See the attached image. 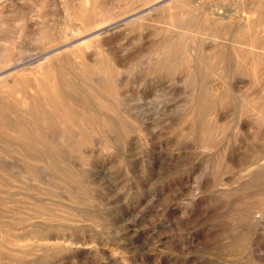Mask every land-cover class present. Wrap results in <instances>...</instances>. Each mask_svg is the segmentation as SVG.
<instances>
[{
    "label": "rangeland",
    "instance_id": "374dc122",
    "mask_svg": "<svg viewBox=\"0 0 264 264\" xmlns=\"http://www.w3.org/2000/svg\"><path fill=\"white\" fill-rule=\"evenodd\" d=\"M0 69V149L37 81L78 91L0 152V205L47 213H0V264H264V0H0ZM56 147L64 179L25 171Z\"/></svg>",
    "mask_w": 264,
    "mask_h": 264
},
{
    "label": "bare ground",
    "instance_id": "6f19581e",
    "mask_svg": "<svg viewBox=\"0 0 264 264\" xmlns=\"http://www.w3.org/2000/svg\"><path fill=\"white\" fill-rule=\"evenodd\" d=\"M175 26V25H174ZM173 48V47H171ZM78 50V49H77ZM72 51V50H71ZM74 51V50H73ZM77 52V51H76ZM67 53V52H66ZM65 53V54H66ZM253 53V52H252ZM46 55H43V58L45 57ZM239 56V55H238ZM252 56H254V54H252ZM81 57V56H80ZM85 57V56H84ZM83 57V59H84ZM106 58V57H105ZM75 59V58H74ZM77 59V58H76ZM75 59V60H76ZM104 59V58H103ZM85 61V60H84ZM254 61V60H253ZM41 62V61H40ZM47 62V61H46ZM50 62V61H49ZM48 62V63H49ZM87 62V61H85ZM85 62H83L84 65ZM32 63V62H31ZM78 63V61H77ZM101 63V62H100ZM7 64V63H6ZM18 64V62H17ZM16 64V65H17ZM33 64V63H32ZM40 64V63H39ZM37 64V66L39 65ZM81 64V63H80ZM79 64V66H81ZM15 65V66H16ZM22 65V64H21ZM68 65V64H67ZM111 65V64H110ZM113 65V64H112ZM13 66V65H12ZM30 66V65H29ZM74 66H75V63H74ZM92 65L90 66H87L86 65V68L87 67H91ZM116 66V65H115ZM255 66V65H254ZM42 67V66H41ZM40 67V68H41ZM83 67V66H82ZM111 67V66H110ZM30 68V67H29ZM39 68V69H40ZM70 68V67H69ZM93 68V67H92ZM99 68V66H98ZM116 68V67H115ZM111 69V68H110ZM1 70V69H0ZM20 70H21V67H20ZM18 70V71H20ZM24 70V68H23ZM68 70V69H67ZM65 70V71H67ZM77 70V69H76ZM86 70V69H85ZM89 70V69H88ZM102 70V69H101ZM108 70V69H107ZM103 71V70H102ZM105 71V70H104ZM121 71V70H120ZM42 72V71H40ZM76 72V71H75ZM78 72V71H77ZM90 72V71H89ZM97 72V71H96ZM107 72V71H106ZM22 73V72H21ZM24 73V72H23ZM103 73V72H102ZM101 73V75H102ZM116 73V72H115ZM119 73V72H117ZM16 74V73H15ZM14 74V75H15ZM19 74V73H17ZM16 74V75H17ZM106 74V73H105ZM21 75V74H20ZM6 76V75H5ZM22 76V75H21ZM20 76V78H21ZM38 76V75H37ZM56 76V75H55ZM70 76V75H69ZM114 76V74H113ZM4 77V76H3ZM10 77V76H9ZM12 77V76H11ZM24 77V76H23ZM40 77V76H39ZM49 77V76H48ZM90 77V76H89ZM95 77H97L95 75ZM8 78V77H7ZM50 78V77H49ZM49 78H43L42 80H39L37 81V84L35 85V93H33L32 91V97L31 99H28L26 101V99L24 98H16V100L14 101V104L16 106V114L15 116H12V115H5L3 114L1 116V119L2 120H5L7 117H9V119L11 120L10 123L11 124H14L16 125L17 127L20 128L21 130V134L19 137H26L25 139L26 140H30L33 136V138H37L38 142H29V141H26V143H22V145H25L27 148L25 147H22V149H11V150H6V149H0V152L3 153V154H17V155H20L22 156L23 152H26V157L30 154H33V152L35 150V147L34 146H38L39 144L40 145H44V142H40L39 139H42L43 137L39 136V131H41L42 129H47L49 127V118L50 115H52L54 112V109H60V108H57L58 106L62 105L63 104V100H62V97L63 96V93L65 94V99L67 98V94L69 93V97L71 99H78V91L77 93H73V88H74V84L71 80H69L67 77H62V78H59L60 81L58 82H55V81H51V79ZM56 78V77H55ZM99 78V77H97ZM107 78V77H106ZM12 79V78H11ZM102 79V78H101ZM108 79V78H107ZM7 80V79H6ZM10 80V78L8 79ZM22 80V79H21ZM20 80V81H21ZM36 80V79H35ZM113 80H111V83H112ZM115 81V80H114ZM113 81V82H114ZM2 83V81H0ZM9 82V81H8ZM107 82V81H106ZM110 83V82H109ZM107 84V83H106ZM117 84V83H116ZM22 85V84H21ZM76 85V84H75ZM103 85V84H102ZM97 86V85H96ZM101 86V85H100ZM105 86V85H104ZM113 86V85H112ZM111 86V87H112ZM102 88V87H101ZM117 88V87H116ZM31 89V88H30ZM108 90V89H107ZM111 90V89H110ZM115 90V89H114ZM61 91V96L58 95V92ZM72 91V92H70ZM89 93V90L87 91ZM94 92V91H93ZM92 92V93H93ZM91 93V94H92ZM107 93V92H106ZM90 94V93H89ZM94 94V93H93ZM92 94V95H93ZM115 94V93H114ZM18 96V95H17ZM21 97V94L19 95ZM96 96V95H95ZM94 96V97H95ZM116 96V95H115ZM28 97V96H27ZM115 98V97H114ZM97 99V98H96ZM39 100L41 101H45L46 104L45 106L46 107H42L41 106V103L39 102ZM101 100V99H100ZM12 102V101H11ZM104 103V102H103ZM102 105V104H101ZM61 107V106H60ZM66 107V106H65ZM62 108V107H61ZM64 108V107H63ZM65 109V108H64ZM68 109V108H67ZM60 111V110H59ZM64 111V110H63ZM69 112V111H67ZM73 114H76V113H73ZM71 115L72 114H69V113H66L65 115L64 114H60V115H57L55 114L54 117L55 118H61L62 120H64V124L66 123H70V121L72 120L71 118ZM73 120L78 117V114H76L75 116H73ZM80 120H84L83 117H78ZM99 119V118H98ZM73 122V121H72ZM102 122V121H101ZM107 122V121H106ZM65 124V125H66ZM71 125V124H70ZM76 129V128H75ZM73 131V130H72ZM41 133V132H40ZM69 133V132H68ZM70 134V133H69ZM3 135V134H2ZM11 137H14L15 139L19 138L18 135H10ZM48 138V137H47ZM24 139V138H23ZM24 139V140H25ZM44 139V138H43ZM35 140V139H34ZM19 141V140H18ZM44 141V140H43ZM21 142V141H20ZM32 145V146H31ZM78 146V145H77ZM41 149V148H40ZM75 149H76V144L75 143H71L68 147V150L71 152V153H75ZM65 151L61 148H52V150H50L49 152H45V154H47V156L43 157V158H37L38 160H35V158L33 157H29L30 160L29 162H37V164L41 163V165L43 166V171L46 173H51L55 176L56 180H62L64 179L65 175H64V171L66 170V166L63 164H59L58 162H61V157L64 155ZM28 159V158H26ZM25 159V160H26ZM29 162H27V165L25 167V171H28L30 168H33V162L30 164ZM1 171L2 170V167H1V160H0V177H1ZM30 171V170H29ZM39 176V175H38ZM42 176V175H41ZM40 176V177H41ZM45 176V175H44ZM9 177V176H8ZM25 177H27V175H25ZM35 177V176H34ZM10 178V177H9ZM71 178H73L71 176ZM74 179V178H73ZM16 180V179H14ZM11 181V183H16L15 181ZM36 180V179H35ZM34 180V181H35ZM1 181V180H0ZM38 181V180H37ZM30 185V184H29ZM36 185H39L38 183ZM21 186V185H20ZM2 187V184L0 182V188ZM15 187V186H14ZM22 187H24L22 185ZM3 188V187H2ZM6 188V187H5ZM27 188V187H26ZM25 188V189H26ZM40 190H45L46 191V186H40L39 187ZM7 189H8V186H7ZM11 189V188H10ZM9 189V190H10ZM12 191V190H11ZM9 191V193L11 192ZM33 191V190H32ZM44 191V193H45ZM30 192V191H28ZM35 193V192H33ZM37 193V192H36ZM39 193V192H38ZM37 193V194H38ZM1 195V194H0ZM45 195V194H44ZM7 196V195H6ZM41 196V194L39 195ZM44 197V196H43ZM5 198V197H4ZM22 198V197H21ZM6 200V199H5ZM34 201V200H33ZM36 202V201H35ZM30 209L31 210H34L36 212L37 215L33 216L32 217V214L30 212ZM47 209V208H46ZM0 213L2 214V218L5 217V219L8 220V222L10 223H13L15 221L17 222H25V221H28L31 217L34 219V218H41V217H44L45 213H46V210L44 207H41V206H37L35 205V203L33 204V202H30L28 198H23V201L21 203H18L16 202L15 200L13 199H9V203L7 204L5 202V204H1L0 205ZM47 214V213H46ZM49 214V213H48ZM43 220V219H42ZM41 220V221H42ZM5 222V221H4ZM6 222V223H8ZM20 223V224H21ZM12 224V225H13ZM19 224V223H18ZM31 225V224H30ZM19 226V225H18ZM32 226V225H31ZM14 227V225H13ZM7 229V228H6ZM40 229V228H39ZM8 230V229H7ZM31 230V229H30ZM45 229H41V230H38L35 231L33 234H32V238L35 236V238H38L39 239V243L40 241L44 242L46 240H48V237L47 236V232L45 233L44 232ZM5 232V231H4ZM7 233H12L11 229L7 231ZM30 233V232H28ZM10 234V235H11ZM5 235V234H4ZM28 235V234H26ZM31 235V234H30ZM28 235V236H30ZM54 235V234H53ZM52 235V236H53ZM59 236V235H58ZM50 237V235H49ZM10 239V238H9ZM4 240V238H3ZM28 240V238H27ZM58 241V239H56ZM2 241V240H1ZM32 241V240H30ZM38 241V240H37ZM50 241V240H49ZM5 242V241H4ZM3 242V243H4ZM14 242V241H13ZM59 242V241H58ZM10 243V242H9ZM29 246V245H28ZM2 247V245H1ZM7 248V247H5ZM4 248V249H5ZM9 248V246H8ZM7 248V249H8ZM40 248H43L42 246ZM1 252V251H0ZM3 256V255H2ZM2 258V257H0ZM19 263V262H18Z\"/></svg>",
    "mask_w": 264,
    "mask_h": 264
}]
</instances>
